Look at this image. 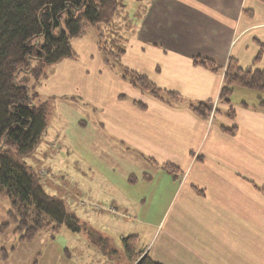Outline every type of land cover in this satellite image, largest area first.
Listing matches in <instances>:
<instances>
[{"label":"crops","instance_id":"0c3cea01","mask_svg":"<svg viewBox=\"0 0 264 264\" xmlns=\"http://www.w3.org/2000/svg\"><path fill=\"white\" fill-rule=\"evenodd\" d=\"M257 2L138 0L137 9L127 11L133 30L122 65L179 93L181 103L159 101L123 81L103 61L97 42L96 51L85 56L86 67L98 78L101 134L159 164L143 168V176L128 172L126 180L129 187L132 176L146 181L139 200L151 198L152 206L166 207L158 221L146 216L144 222L152 232L142 251L160 264H264V249L256 245L264 237V194L258 190L264 188V112L259 104L233 105L231 122L224 110L204 119L190 108L218 101L230 58L244 68H264V53L256 62L264 46V9ZM195 58L209 59L222 71L213 73ZM87 76L86 71L83 95L91 90ZM233 125L234 134L224 132ZM166 163L178 173L167 172L155 187L154 168L159 172ZM134 199L126 192L115 202L130 206Z\"/></svg>","mask_w":264,"mask_h":264},{"label":"rangeland","instance_id":"374dc122","mask_svg":"<svg viewBox=\"0 0 264 264\" xmlns=\"http://www.w3.org/2000/svg\"><path fill=\"white\" fill-rule=\"evenodd\" d=\"M122 2L127 11L137 9L138 0ZM257 3L264 9V4ZM98 38V26H91L87 37L72 42L78 60H67L62 66H42L48 75L39 82L35 75H22L32 77L28 82L32 98L48 112L41 141L23 160L38 175L44 191L62 200L80 227L64 223L58 232L50 228L40 231L31 242H22L15 234L16 225L8 218L9 201L0 199V227L9 224L5 232H0V264H131L123 238L139 234L136 251L144 250L152 232L144 225L146 216L156 222L166 208L158 203L152 206L151 198L139 200L148 189L146 181L139 180L129 187L126 180L128 172L143 176L142 169L153 165L133 148L100 132L98 78L86 67L85 60L87 54L96 51ZM86 71L85 83L91 90L83 95L80 89ZM75 83L81 86L75 89ZM261 96L258 90L237 87L232 105H257ZM217 108L219 104L213 110ZM154 169L152 185L157 187L165 181L167 172ZM126 192L135 197L136 203L129 206L115 202ZM256 242L264 249V237ZM3 251L7 257L2 256Z\"/></svg>","mask_w":264,"mask_h":264},{"label":"trees","instance_id":"16d2710c","mask_svg":"<svg viewBox=\"0 0 264 264\" xmlns=\"http://www.w3.org/2000/svg\"><path fill=\"white\" fill-rule=\"evenodd\" d=\"M258 1L264 4V0ZM91 26H98L97 46L103 61L123 81L167 104L183 102L179 93L162 89L146 75L122 65L133 30L122 0H0V199L9 201L8 218L16 225L15 234L22 242L29 243L40 231L50 228L58 232L64 223L75 229L80 227L64 202L44 191L38 175L23 160L41 141L48 112L32 98L28 84L32 77L22 75H35L39 82L48 75L42 66L78 60L72 42L85 38ZM260 49L262 53L256 62L261 59L264 46ZM194 63L213 73L222 71L209 59L195 58ZM237 87L260 91L259 106L264 112V68H244L232 57L225 68L217 113L224 110L229 120L235 121L232 95ZM136 104L147 109L141 102ZM213 106L214 102L208 101L191 104L190 108L209 119ZM223 130L234 134L237 127ZM148 161L159 165L154 159ZM161 166L168 173H178L174 164ZM130 181L138 179L132 176ZM258 190L264 194L263 187ZM8 228L9 224L3 225L0 232ZM139 240L137 235L123 238L131 264H160L148 253L136 251ZM2 256L7 257V252L3 251Z\"/></svg>","mask_w":264,"mask_h":264},{"label":"built area","instance_id":"2783aa9c","mask_svg":"<svg viewBox=\"0 0 264 264\" xmlns=\"http://www.w3.org/2000/svg\"><path fill=\"white\" fill-rule=\"evenodd\" d=\"M216 105H217V102L215 103V107H216Z\"/></svg>","mask_w":264,"mask_h":264}]
</instances>
